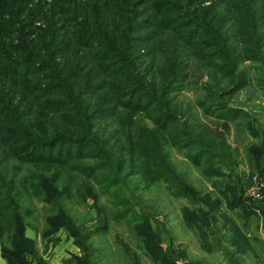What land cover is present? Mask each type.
<instances>
[{"label":"rangeland","instance_id":"obj_1","mask_svg":"<svg viewBox=\"0 0 264 264\" xmlns=\"http://www.w3.org/2000/svg\"><path fill=\"white\" fill-rule=\"evenodd\" d=\"M170 1L171 6L165 0H0V54L8 53L43 65L55 55L56 44L79 35L77 32L84 25L96 27L115 46L123 47L127 44L129 23L136 18L134 26L138 29L131 30L135 37L128 51L131 55L140 53L141 59L128 75L140 72L141 85L159 88L173 69L174 58L177 63L183 60L185 73L171 95L173 106L177 107L178 113L181 111L187 123L192 124L195 133L202 127L212 139H225L227 147L218 143L212 146L225 155L226 161L222 162L224 175L220 178L206 176V169L213 170L219 165L214 162L194 165L186 158L188 150H179L169 137L163 136L145 112L130 114L124 110L99 121L95 127L99 141L106 147L109 161L113 160L114 164V168L107 167L98 174L111 177L116 172L114 169L118 168L117 160L124 157L127 161L116 172L119 184L113 183L115 185L108 190L105 185L100 188L93 179L73 168L71 170L68 165L20 163L8 154L6 149L10 146L1 141L0 174L4 176L5 184L14 181L15 188L22 189L19 202L33 211L28 234L42 229L45 216L53 211L48 204L32 196L30 181L37 185V191L40 190L38 184L44 185L49 196L58 199L56 208L63 210L66 220L71 221L82 235L97 228V232L87 240L93 264H159L145 252L135 228L139 220H134V216H144L139 222L143 224L142 232L144 229L150 231L167 258H172L176 264H264V61L261 64L245 58L247 50V54H254L255 38L260 40L261 36L264 41V0ZM185 13L188 18L180 21H188L190 26L187 30L196 27L202 41L200 44L204 47L186 46L182 41L187 31L184 27L158 28L157 23L164 26L166 21L183 17ZM97 41L94 40L95 43H104L103 40ZM223 47L237 53L235 57L241 60L235 70L238 71L240 65L239 70H242L240 72H243L247 83L219 101L230 107L242 108L249 120L255 119L257 136L241 125V118L233 122L213 116L200 102L206 95L205 85L218 80L224 84L225 75L223 77L216 66H223L228 60L220 55L204 61L200 55L218 54ZM80 51L76 47L56 57L55 61H70ZM4 65L0 59V105L5 106L7 113L10 107L16 114L19 109L25 110L19 116H11V111L9 115H1L0 125L14 121L25 130L34 127L32 124L36 128L44 124L48 126L51 121L60 125L62 122L58 117L40 111L37 108L39 103L29 99L19 86L25 82L44 86L45 79L35 73L20 82L18 76L5 71ZM91 69L94 70L93 65ZM107 81L115 83V79ZM97 97L100 98L97 94L92 95V103L97 101ZM4 137L0 133V139ZM179 138L181 143L182 137ZM11 139L8 138L9 143ZM136 141L143 153L145 149H158V157L188 186L191 197L174 195L173 181L167 183L160 178H151L146 162V170L139 172L128 154V149ZM254 149H263L260 165H255L256 160L251 153ZM88 150L92 154L96 151ZM78 161L81 165H91L100 160L82 157ZM31 175L36 180L31 179ZM52 179L54 185H45ZM22 180L25 184L21 183ZM9 186L12 187L11 184ZM232 197H241L254 213L246 219L241 217L240 206L233 210L227 206ZM217 200L219 206H216ZM2 204L3 200L0 206ZM124 209H131L126 218L114 221L112 215ZM199 209L201 213L215 209L208 214L207 225L203 224L205 235L196 222L188 225V214L197 215ZM100 223L106 225L105 231L99 232ZM59 229L48 238L42 239L38 233L32 238L38 259L43 264L72 263L73 256L80 255L66 229ZM72 245L78 249L77 254L70 250ZM36 260L33 259V263L37 264Z\"/></svg>","mask_w":264,"mask_h":264},{"label":"trees","instance_id":"obj_2","mask_svg":"<svg viewBox=\"0 0 264 264\" xmlns=\"http://www.w3.org/2000/svg\"><path fill=\"white\" fill-rule=\"evenodd\" d=\"M165 1H167L166 4L168 6H171L170 0ZM181 6L184 7L183 5ZM183 18H188V14L185 13L183 17H178L177 19L172 18L170 21H166L164 26L157 23V26L158 28L165 27L167 30L180 26L187 30L190 24H188L187 20L180 21ZM136 22L137 20L134 18L129 23L128 37H126L128 38L127 44H124L123 47L115 46L96 27L84 25L77 32L79 35H73L74 37L71 40L56 44L55 48L53 47L54 50H57L55 55L50 57L43 65L28 62L23 57H14L8 53L0 54V59L5 64V71L18 76L17 79L20 82L23 78H29L35 73H38L39 78L46 80H43L45 82L44 86L28 82L19 83V86L29 99L39 103L37 108L40 111L51 114L53 117H58L59 121L62 122L60 125H56L51 121L48 126L44 124L39 128L32 124L34 127L30 126L29 130H25L24 127L14 121L0 125V133L5 135L0 141L10 146L6 150L13 159L24 164L68 165L71 170L73 168L77 172L84 174L86 178L93 179V182L99 185L100 188L105 185L106 187L104 188L108 190L109 187L115 185L113 183L119 184L120 178L116 172L127 161L124 157L117 160L119 163L118 168L114 169L116 172L111 177L106 176V174H98L100 170H107V167L114 168V164H112L113 160L109 161L106 147L99 141L95 127L99 121L114 116L119 110H124L130 114L145 112L154 126L163 132V136L169 137L170 141L180 148L179 150H188L186 158L194 165L201 166L203 163L210 164L212 162L219 165L218 168L213 170L206 169L204 172L206 176L220 178L224 175L222 162L226 161L225 155L218 149H213L212 146L218 143L220 144L219 146L223 147V145H226L227 147L225 139H212L205 132L206 129L202 127L195 133L192 124L187 123L182 118L181 111L178 113L177 107L175 106L174 108L173 106L171 95L178 88L176 86H179L183 73H185L183 60L177 63L173 57V69L170 71L167 80L159 88L141 85L139 83L141 82L140 72L128 75L132 72V69H136V62L141 59L140 53L131 55L128 51L133 46L132 42L135 37V35L133 37L131 30L135 31L138 29L136 25L134 26ZM152 39L150 38L149 40ZM183 39L182 41L186 46H194L196 48L197 45L202 46L199 32L196 31L195 26L185 31ZM94 40H98L97 42H102L103 40L104 43H95ZM255 41L254 54H247L249 51L247 50L246 55H244L245 58H250V60L262 64L264 61V41H262L261 36L260 40L255 38ZM76 47L81 51L79 55L75 54L73 56L74 59L71 58L70 61L62 62L55 61L56 57L67 54L69 50L72 51ZM173 49L176 50L177 48L174 47ZM3 52L1 51V53ZM220 55L224 59H228L225 65L216 66L218 71H221L220 74L222 76L223 74L225 75L226 81L224 84L223 81L218 80L217 83L214 81L212 85H205L206 95L203 98V102H200L205 107L206 112L213 116L233 122L241 118V125L245 126L252 135L257 136L258 129L254 128L255 119L251 118L249 120L247 112L242 108L230 107L219 101L238 91L247 83L243 72H240L242 70H239L240 65H238V71L235 70L237 62L241 60L239 57H235L237 53L234 50L230 52L224 48L220 49L218 54L207 53L205 56L200 55V58L208 61V59H215ZM41 61H36V63H41ZM92 65L94 67L93 71L91 69ZM113 69L114 71H112ZM87 71L88 75L86 76ZM108 79H115V83L108 82ZM104 90L106 91L102 92ZM95 94L99 95L100 98L97 97V101L93 102V104L91 97ZM23 110L25 108L19 109L16 114L12 107L9 109L11 116H19ZM9 111L7 113L5 106L0 105V116L9 115ZM5 128H8V131ZM8 132L11 133L8 134ZM199 133L200 135H197ZM179 137H182L181 143L178 142L181 139ZM8 138H12L10 143ZM90 148L96 150L94 154L88 150ZM130 148L128 149V154H130L131 161L139 172L142 169L143 172L146 170L144 166V162H146L150 172L148 175L151 178H160L167 183H172L173 181L175 186L174 195L191 197L188 186L181 178H177L171 168L158 157V149H145L143 153L138 141L133 143ZM251 153L256 160L255 165H260L263 149H254L251 150ZM136 156L139 158L136 159ZM82 157L99 158L100 161L91 163V165H81L78 160ZM94 175L98 176V178L94 177ZM3 177L0 174V201H4V204L0 206V256L5 260L6 264H35L33 259H38L36 245L34 239L26 235L29 218L32 217L33 211L21 205L19 196L22 194V189L17 188L19 189L17 190L14 181H7L8 184H5ZM31 179L36 180V177L31 175ZM21 183L25 184V181L22 180ZM10 184L12 187L9 186ZM29 185L30 190H32L30 191L32 196L38 198L44 204H48L53 209L50 214L45 216V224L42 229L39 231L36 229V233L44 239L59 231V228L64 227L70 238H72L73 243L80 250V255L73 256L74 261L72 264H93L87 240L93 233L97 232V228L82 235L71 221L66 220L63 210L60 207L56 208L59 202L58 199L50 197L44 185L38 184L40 186L39 191L36 189L37 185H33L31 181ZM45 185H50L51 187V185H54V179L46 182ZM119 203L122 204V201H119ZM216 206H219L218 200L216 201ZM227 206L230 209L240 206L242 208L241 217L245 219L254 213V210L246 206L241 197H232L227 201ZM130 210L117 211L112 215V219L120 221L126 218ZM199 210L200 213L197 215L188 211L190 213L188 214V225L191 222H196L204 234L206 231L202 230L203 224L207 225L208 214L214 212L215 209H207L203 213H201V209ZM143 217L134 216V220H139L138 224L135 223V228L143 242L145 252L154 262L159 264H176L172 258H167L161 244L152 236L150 231L144 229V232H142L143 224L139 222L140 219H144ZM56 223L58 225L55 226ZM61 225L62 227H60ZM98 226L99 232L107 229L105 224L100 223ZM38 260H36L37 264H43L40 259Z\"/></svg>","mask_w":264,"mask_h":264},{"label":"crops","instance_id":"obj_3","mask_svg":"<svg viewBox=\"0 0 264 264\" xmlns=\"http://www.w3.org/2000/svg\"><path fill=\"white\" fill-rule=\"evenodd\" d=\"M26 235L27 236H29V237H31V238H33V236L34 235H36V233L34 232H32V233H30V234H28V229L26 230ZM248 236V235H247ZM250 236V235H249ZM248 236V237H249ZM71 239V238H70ZM72 240V239H71ZM74 244V243H73ZM70 250H72V252H74V253H78V249L75 247V245H72V248L70 249ZM66 264H72L71 262L69 263L68 261H64ZM0 264H6V262H5V260L0 256Z\"/></svg>","mask_w":264,"mask_h":264}]
</instances>
